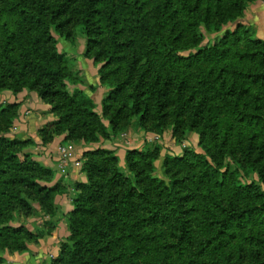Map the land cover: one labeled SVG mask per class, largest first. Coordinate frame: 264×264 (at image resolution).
Returning a JSON list of instances; mask_svg holds the SVG:
<instances>
[{"label": "trees", "instance_id": "1", "mask_svg": "<svg viewBox=\"0 0 264 264\" xmlns=\"http://www.w3.org/2000/svg\"><path fill=\"white\" fill-rule=\"evenodd\" d=\"M242 4L0 0V92L36 93L58 115L44 134L88 144L86 182L74 185L68 237L49 264H264V42L252 27H224ZM72 26L83 30L85 57L102 64L101 114L78 84L66 89L60 44ZM19 108L0 106V253H23L39 235L13 225L24 192L54 219L61 193L47 186L51 170L23 152L32 141L7 136ZM103 119L110 131L134 120L160 136L169 124L195 146L166 155L160 177V148L126 150L127 177L115 150L90 145L106 138Z\"/></svg>", "mask_w": 264, "mask_h": 264}, {"label": "rangeland", "instance_id": "2", "mask_svg": "<svg viewBox=\"0 0 264 264\" xmlns=\"http://www.w3.org/2000/svg\"><path fill=\"white\" fill-rule=\"evenodd\" d=\"M259 2L262 5L264 3L262 2V0H243V4H242L243 9L241 11V16L237 18L235 23L228 22L224 27L233 28L235 24H241L244 27H252L249 21V17H250L249 14L250 12H252V10L256 9ZM223 30L225 29L223 28ZM69 31L71 34L70 39L66 41L67 43L64 42L60 44V47L62 48V51H63L62 54L66 55V58L68 59L67 67H68V70L72 78L69 81L70 83L68 82L66 84V89L68 92L71 93L72 86L74 85V83H76V85L78 84L82 88L83 86H86L87 87L86 91H88L89 94H92L94 89L91 84L94 83V80L90 79V77L84 76V72H83L84 67L82 63H80L81 58H86L85 57L86 39H85L83 30L81 27L72 26L69 28ZM253 32L255 33V38L259 39L257 38L256 31L254 30ZM215 35L216 33L214 32V27L212 26L209 32L203 35L204 40H205L204 44H207V41L212 40ZM60 40L62 41V38H60ZM80 48H82L81 52H80ZM89 60L92 62L91 59ZM101 65L102 64L92 62V65L90 67L92 77L93 75H96L97 82H99L98 71ZM100 87L103 89L104 93L101 95V98L98 100V106L96 107V112H98L99 114H101V101L103 98H105V95H106V89L101 85ZM5 92H8V91H1L0 93H5ZM23 92L27 93V91H24V90L21 91L20 93H23ZM38 99L40 100L39 97ZM0 105L4 106L5 104L1 103ZM46 105L49 106V110H48L49 116L48 117L50 119H47L46 122L37 129L36 134L40 138V140H46V144L45 145L43 144L44 147L49 146L56 139L58 138L62 139L63 137L62 139L63 141L59 143L57 147L55 148L54 158L57 162L58 173L61 175V177H66L68 173L71 174L69 180L68 179L63 180L61 178L62 180L59 181V183L56 181L52 185V182L54 181V173L56 172L46 167L47 169L51 170V172L53 173V177L51 178L47 186L52 187L56 184L60 186L61 193L56 195L55 198L53 199L54 208H56V211L58 212L59 210H58L57 204L59 201L58 199L59 197H67L69 195L68 199H70V196H72L71 201H69L71 204L74 200V197H75V190H74L75 186L74 185L76 183L75 184L73 183L72 186L70 185L72 183L71 181H73L71 179L73 173L74 172L79 173L80 171L86 177L85 173L82 172V163H83L82 153L88 150V148L86 147L88 146V144L85 142H82L79 145V144L74 143L72 140L64 141V136H63V133L61 132H58L57 134L52 135L51 137L49 135L44 134L43 133L44 131L46 133L47 132L50 133L54 125L58 123V115L56 114V112H53L52 106H50L49 104H46ZM19 111H20V108H19ZM18 119H19V115H18V118L14 119L11 128L8 130L7 136L9 138H15L13 132L16 130ZM102 122L106 126V129H107L106 138L100 137L98 142L90 144L91 147L93 148L101 147L103 149L115 150L120 161L123 159L126 150H136V149L143 150L146 147L150 149L158 147L160 148V151L158 153V159L155 162V173L153 174L154 177H160L163 175V172H164L163 162H164V158L166 155L172 156L175 153H179V151L183 150V148L184 149H188L190 147L193 148V145H194V143L192 142L193 134H188L185 136V140L178 141L180 137L173 136L172 127L169 124H168V127L165 128V132L163 136H160L154 133H145L142 128L135 127L134 120H130L125 123H122L117 128H114L111 131L108 128L107 121L103 119ZM29 140L30 139L27 138L23 140V142L29 141ZM31 147L34 148L33 142L29 144L28 146H26L23 152L33 157V155H31V153L28 152V149H30ZM37 149L38 151H40L39 148ZM80 149H81V152H79ZM120 165H122V161L120 162ZM70 167L76 169L77 172L76 170L72 168H71V171L70 170L68 171V168L70 169ZM120 171L122 174L126 175L127 177H131L130 173H128V171L124 169L123 165L120 168ZM22 197L24 198V201L26 202L27 207L18 209L16 211L14 215L13 225L23 226L25 229L29 230V232L30 231L37 232V234L39 235H37L36 240H33L30 242V244H28V248L23 253H18L17 251H5L3 253H0V257L4 256L5 258L4 264H7V263L9 264H28V259L25 258L26 256L25 254L32 251L33 246H35L36 248H39V246L43 248L46 247L47 246L46 243L44 246V244L40 243V241L41 240L46 241L48 240V237L52 233H54V231L58 232V230H55L56 220L50 217V213L49 214L45 213L44 210L41 209L37 199L34 196L28 195L27 192H24V194H22ZM65 241L58 242L57 243L58 245H56V247L59 249L60 247L59 244L64 243ZM42 251L43 252L41 253L43 255H41L42 257H39V259L37 260L38 262L36 264H49L53 259L56 258V256H54V254L52 253L53 252L52 247L48 248L47 250L43 249ZM8 256L10 257V259Z\"/></svg>", "mask_w": 264, "mask_h": 264}, {"label": "crops", "instance_id": "3", "mask_svg": "<svg viewBox=\"0 0 264 264\" xmlns=\"http://www.w3.org/2000/svg\"><path fill=\"white\" fill-rule=\"evenodd\" d=\"M262 2H264V0H262ZM250 17H249V21L252 25V28L256 31V35L257 38L261 39L264 41V3L263 5L259 2L258 6L256 7V9L252 10V12H250ZM80 48V52H81ZM62 51V50H61ZM63 52V51H62ZM80 63H82L83 67H84V76L85 77H90V79L94 80V83L91 84L93 86V93L89 94L87 90L86 86H83V90L86 91V93H88V95L91 97L92 100H94L97 105H98V100L101 98V95L104 93L103 89L100 87L99 82L96 81V75L91 74V65L92 62L87 59V58H81ZM89 90V89H88ZM12 104V103H17L20 104V111H19V119L17 121V125H16V130L13 132L15 138H17L18 140H25L27 138H29L33 143H34V148L31 147L30 149H28V152L31 153V155H33V157L35 158V160L41 164L43 167H47L52 169L54 172V181L52 182V185L57 181L59 183V181H61L62 179H70L71 174L68 173V175L66 177H61V175L58 173V166H57V162L54 158V153H55V148L57 147V145L59 143H61L63 140L61 138L56 139L52 144H50L49 146H45L42 145L40 138L37 136L36 132L37 129L46 122L47 119H50L48 116V110H49V106L44 104L42 101H40L37 97V95L34 92H23L17 95H13L10 92H5V93H0V104ZM1 106V105H0ZM39 112V113H38ZM24 115V116H23ZM36 146V147H35ZM40 149V151H38V149ZM44 152H43V151ZM79 152H81V149L79 150ZM68 168V171L70 170ZM74 169V168H72ZM76 170V169H74ZM79 171V170H78ZM77 172V170H76ZM62 178V179H61ZM71 179L73 181H71L72 183L70 184L72 186V184L74 183H85L86 182V177L84 176V174H82L80 171L79 173H73ZM70 190V189H69ZM72 196L69 195L67 197H59V201H58V212L56 215V218L54 220H56V229L57 231H54V233H52L49 237L48 240H41L40 243H43L45 246L46 243V247H41L39 246V248H33L32 247V251L28 252L27 254H25V258L28 259V264H36L39 259V257H42L41 255H43L41 252H43L42 250L45 249L47 250L48 248L53 249V254L54 256L57 257L58 255V248L56 247V245H58L57 243L60 241H65L68 237V231H67V224L65 222L64 217L66 216V214L68 212H70L72 210V204L69 202L71 201ZM59 237V239H58ZM58 239V241H57ZM57 241V242H56ZM49 246V247H48ZM9 257V256H8ZM24 258V259H25ZM10 259V257H9ZM9 264V263H7Z\"/></svg>", "mask_w": 264, "mask_h": 264}]
</instances>
